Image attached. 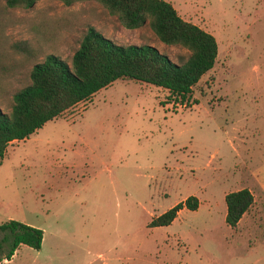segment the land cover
<instances>
[{
  "label": "rangeland",
  "instance_id": "obj_1",
  "mask_svg": "<svg viewBox=\"0 0 264 264\" xmlns=\"http://www.w3.org/2000/svg\"><path fill=\"white\" fill-rule=\"evenodd\" d=\"M167 1L216 41L212 67L192 86L196 102L173 104L165 88L116 78L7 143L0 223L18 220L42 237L0 264H264V0ZM87 26L175 62L187 54L146 23L124 27L96 0H0V109L45 54L69 63ZM241 187L253 199L231 227L223 195ZM190 194L195 209L147 225Z\"/></svg>",
  "mask_w": 264,
  "mask_h": 264
},
{
  "label": "trees",
  "instance_id": "obj_2",
  "mask_svg": "<svg viewBox=\"0 0 264 264\" xmlns=\"http://www.w3.org/2000/svg\"><path fill=\"white\" fill-rule=\"evenodd\" d=\"M36 0H3L5 7H29ZM70 4L76 0H60ZM127 28L146 23L164 43L187 51L180 62L149 44H117L87 26L69 63L53 53L34 62L29 81L12 93L7 112L0 109V158L7 143L27 137L45 121L62 114L79 101L116 78L148 82L167 90V100L182 105L189 100L192 86L212 67L217 52L214 36L199 25L182 18L167 0H96ZM191 101V102H190ZM224 222L234 226L252 202L246 187L224 193ZM196 196L190 194L151 217L148 226L167 225L182 207L195 209ZM0 261L9 259L18 244L38 249L42 230L18 220L0 223ZM4 244L5 246H3Z\"/></svg>",
  "mask_w": 264,
  "mask_h": 264
},
{
  "label": "crops",
  "instance_id": "obj_3",
  "mask_svg": "<svg viewBox=\"0 0 264 264\" xmlns=\"http://www.w3.org/2000/svg\"><path fill=\"white\" fill-rule=\"evenodd\" d=\"M252 199H253V198H252ZM224 212H225V211H224ZM245 212H246V211H245ZM245 212H243L242 215H243ZM242 215L240 216L239 220L242 218ZM239 220L237 221V223L239 222ZM237 223H236V224H237ZM11 255H12V254H11ZM2 260H4V259H2ZM6 260H8V259H6ZM0 262H1V261H0Z\"/></svg>",
  "mask_w": 264,
  "mask_h": 264
}]
</instances>
